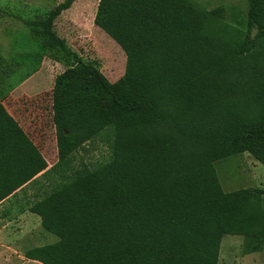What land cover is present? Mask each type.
Masks as SVG:
<instances>
[{"label": "trees", "instance_id": "16d2710c", "mask_svg": "<svg viewBox=\"0 0 264 264\" xmlns=\"http://www.w3.org/2000/svg\"><path fill=\"white\" fill-rule=\"evenodd\" d=\"M73 2L25 23L37 38L35 58L52 41L74 61L58 85L79 74L95 78L70 102L62 135L74 153L101 140L110 158L49 167L0 97V205L60 174L27 208L59 240L25 257L208 264L209 249L226 236L264 238V188L227 192L216 167L243 153L264 165V0H248L238 25L223 7L206 10L193 0H100L95 25L127 56L115 83L56 32Z\"/></svg>", "mask_w": 264, "mask_h": 264}, {"label": "rangeland", "instance_id": "374dc122", "mask_svg": "<svg viewBox=\"0 0 264 264\" xmlns=\"http://www.w3.org/2000/svg\"><path fill=\"white\" fill-rule=\"evenodd\" d=\"M66 0H0V97L8 112L19 122L49 166L69 158V167L83 162L92 167L110 158V149L101 140L74 153V147L62 135L67 109L76 94L95 84L93 76L80 74L58 85V78L75 65L52 41L35 58L38 47L32 28L25 23L54 9ZM206 10L223 7L226 21L238 25L246 21L248 0H193ZM100 0H74L72 7L55 22V30L85 62L93 63L112 82L125 73L127 56L124 50L94 19ZM73 157V158H72ZM72 158V159H71ZM225 191L241 188H264V165L249 153L216 163ZM65 169L61 166L58 169ZM60 174L51 175L59 180ZM44 180V179H42ZM20 191L0 206V264H35L25 257L28 249L54 244L59 238L47 232L37 215L27 211L35 193L51 181ZM264 208V199L262 202ZM25 209V210H22ZM26 215V216H25ZM37 218V219H36ZM219 248L209 249L208 264H264V238L260 235L226 236Z\"/></svg>", "mask_w": 264, "mask_h": 264}, {"label": "crops", "instance_id": "0c3cea01", "mask_svg": "<svg viewBox=\"0 0 264 264\" xmlns=\"http://www.w3.org/2000/svg\"><path fill=\"white\" fill-rule=\"evenodd\" d=\"M26 133H27V132H26ZM27 134H28V133H27ZM28 135H29V134H28ZM29 136H30V135H29ZM30 138L33 140V138H32L31 136H30ZM33 141H34V140H33ZM34 143L36 144L35 141H34ZM36 146H37V145H36ZM38 148H39V147H38ZM40 151H41V150H40ZM44 157H45V156H44ZM46 160H47V159H46ZM47 162H48V161H47ZM48 164H49V162H48ZM52 166H53V165H52ZM49 167H50V166H49ZM1 205H2V204H1ZM1 205H0V206H1ZM30 215L34 216V215H36V214L33 215V213H31ZM25 216H26V215H25ZM38 217H39V216H38ZM36 219H37V218H36ZM37 220L40 221V217H39V219H37ZM6 227H7V226H4L3 229L0 228V234H3V233L5 232ZM31 260H32V259H31ZM32 261L35 262V264H40L38 261H34V260H32Z\"/></svg>", "mask_w": 264, "mask_h": 264}]
</instances>
